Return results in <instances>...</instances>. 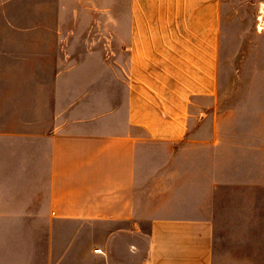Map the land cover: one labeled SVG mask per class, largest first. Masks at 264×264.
Instances as JSON below:
<instances>
[{
	"label": "crops",
	"instance_id": "1",
	"mask_svg": "<svg viewBox=\"0 0 264 264\" xmlns=\"http://www.w3.org/2000/svg\"><path fill=\"white\" fill-rule=\"evenodd\" d=\"M225 6L0 0V264H264Z\"/></svg>",
	"mask_w": 264,
	"mask_h": 264
},
{
	"label": "rangeland",
	"instance_id": "2",
	"mask_svg": "<svg viewBox=\"0 0 264 264\" xmlns=\"http://www.w3.org/2000/svg\"><path fill=\"white\" fill-rule=\"evenodd\" d=\"M101 2L105 16L110 0ZM224 4L227 9V39L225 60L220 61V77L224 70L227 84L243 89V93L232 91L227 97L232 103L238 100L234 97L242 98L236 108L237 115L251 124L241 128L247 137L256 136L255 144L262 151V157L257 158L263 162L264 197V0H224ZM251 87L256 88L255 94L248 92ZM227 108L226 111L232 109V105L227 104Z\"/></svg>",
	"mask_w": 264,
	"mask_h": 264
},
{
	"label": "built area",
	"instance_id": "3",
	"mask_svg": "<svg viewBox=\"0 0 264 264\" xmlns=\"http://www.w3.org/2000/svg\"><path fill=\"white\" fill-rule=\"evenodd\" d=\"M99 253H102V251L100 250V251H98Z\"/></svg>",
	"mask_w": 264,
	"mask_h": 264
}]
</instances>
